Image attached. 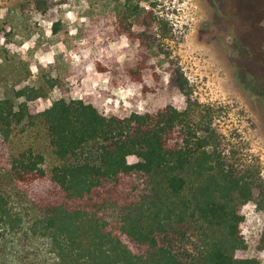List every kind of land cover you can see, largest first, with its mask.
Instances as JSON below:
<instances>
[{
  "label": "trees",
  "instance_id": "16d2710c",
  "mask_svg": "<svg viewBox=\"0 0 264 264\" xmlns=\"http://www.w3.org/2000/svg\"><path fill=\"white\" fill-rule=\"evenodd\" d=\"M31 1L56 27L53 8L65 0ZM117 12V33L142 48L99 70L111 86L146 90L151 12L130 0ZM171 80L182 109L106 115L61 96L31 111L58 85L45 75L0 97V264H260L246 252L264 249V231L251 243L244 233L245 205L264 212L259 162L224 141L214 108L192 98L178 68Z\"/></svg>",
  "mask_w": 264,
  "mask_h": 264
},
{
  "label": "rangeland",
  "instance_id": "374dc122",
  "mask_svg": "<svg viewBox=\"0 0 264 264\" xmlns=\"http://www.w3.org/2000/svg\"><path fill=\"white\" fill-rule=\"evenodd\" d=\"M151 12L142 84L111 86L110 72L99 66L122 65L139 57L135 37L118 34V8L124 0H65L54 10L56 27L31 0H0V97L36 85L41 76L57 79L31 111L61 96L84 98L106 115L153 111L167 104L185 107L184 94L171 80L178 68L192 98L211 105L214 125L239 154L257 159L264 177V0H130ZM144 27L133 23L132 30ZM134 38V39H133ZM156 72V77L152 73ZM19 102L21 99H15ZM138 158L128 156L133 163ZM249 243L264 231V212L244 207ZM247 255L264 264V249L249 245Z\"/></svg>",
  "mask_w": 264,
  "mask_h": 264
}]
</instances>
